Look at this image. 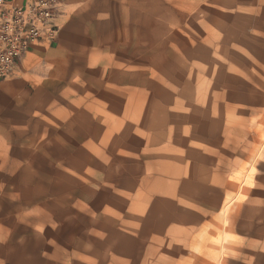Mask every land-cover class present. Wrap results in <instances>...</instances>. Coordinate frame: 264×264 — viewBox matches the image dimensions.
<instances>
[{"label":"rangeland","instance_id":"1","mask_svg":"<svg viewBox=\"0 0 264 264\" xmlns=\"http://www.w3.org/2000/svg\"><path fill=\"white\" fill-rule=\"evenodd\" d=\"M108 1L124 46L59 34L0 81L18 83L0 133L13 243L45 235L70 264H264V0Z\"/></svg>","mask_w":264,"mask_h":264},{"label":"crops","instance_id":"2","mask_svg":"<svg viewBox=\"0 0 264 264\" xmlns=\"http://www.w3.org/2000/svg\"><path fill=\"white\" fill-rule=\"evenodd\" d=\"M23 1L24 0H17L18 3H22ZM108 6V0H69L58 18V24L60 27V43L63 46L87 44L103 47L104 45L109 44V41H107L109 36L116 35L121 38L116 41L117 46H124L126 44V34H111L108 29L111 21L108 16L110 12V8ZM101 29H105L107 33H99L98 31ZM44 45L51 46L48 44H41L33 52L23 58L19 67L23 66L24 62ZM124 50L125 49L123 48L121 49V51ZM17 84L18 83L15 82L8 84V94L0 91V133L2 134L6 132V128H13V121L11 119V117H13V112L3 108V101L7 96L12 99L17 95ZM220 85L221 80L219 81V86ZM218 116L222 115L218 114ZM206 117H209V115ZM14 226L15 224L12 220H0V228L6 229L0 232V264H70L64 261H57L50 253L47 252L45 248V235H38L37 242L41 245V247H38L37 249L26 244L15 245L13 243L12 233ZM7 230H10V232Z\"/></svg>","mask_w":264,"mask_h":264},{"label":"built area","instance_id":"3","mask_svg":"<svg viewBox=\"0 0 264 264\" xmlns=\"http://www.w3.org/2000/svg\"><path fill=\"white\" fill-rule=\"evenodd\" d=\"M69 0H0V81L12 78L25 56L57 42L58 18Z\"/></svg>","mask_w":264,"mask_h":264}]
</instances>
